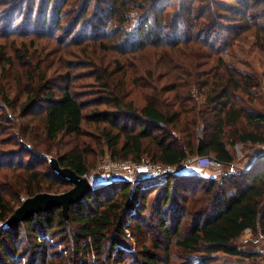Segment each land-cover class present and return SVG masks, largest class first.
Listing matches in <instances>:
<instances>
[{"label":"trees","instance_id":"trees-1","mask_svg":"<svg viewBox=\"0 0 264 264\" xmlns=\"http://www.w3.org/2000/svg\"><path fill=\"white\" fill-rule=\"evenodd\" d=\"M67 4L75 12L70 22ZM133 8L138 12L131 25ZM0 13L5 37L45 38L61 47L93 43L115 54L112 68L95 67V100L106 107L94 106L90 114L70 89L71 65L56 84L38 68L29 71L19 105L1 87L0 132L30 116L43 135L37 141L30 122L25 138L14 136L17 148L0 150L2 222L21 196L72 187L53 171L51 157L83 176L94 164L89 154L96 146L100 155L107 150L115 159L176 166L193 156L228 165L234 159L228 145L264 143V112L246 104L257 86L254 76L222 59L233 41L249 35L256 62L264 59V0H0ZM149 48L166 65L158 74L162 84L152 69L139 68L137 56ZM29 53L24 48L16 57ZM2 57L0 51V63L11 65L10 55ZM128 84L140 92V105L129 98ZM193 86L204 94L201 106L192 100ZM198 119L204 123L199 137ZM86 121L93 122L95 146L79 142ZM64 137L75 143L50 157L49 143ZM112 185L117 187L106 191ZM148 225L163 244L142 238ZM247 229L264 235V154L218 178L183 171L134 182L98 181L69 205L67 216L53 206L0 226V264H209L219 251L259 261V251L239 244Z\"/></svg>","mask_w":264,"mask_h":264},{"label":"rangeland","instance_id":"rangeland-1","mask_svg":"<svg viewBox=\"0 0 264 264\" xmlns=\"http://www.w3.org/2000/svg\"><path fill=\"white\" fill-rule=\"evenodd\" d=\"M71 6V4H67L64 6V10H67L68 12L66 13L70 16L68 22H70L72 20L71 18L75 15V12L72 11V9H68ZM172 10L174 9L172 8L171 11ZM137 12V8H133L130 11V17L132 18L131 25L135 23ZM89 15L90 12L87 13V17ZM251 38L252 37L249 35L244 40L233 41V44L230 48L222 51V59L224 62L232 65L241 73L243 72L254 76L253 78L257 86L250 96V100L247 98L249 101H247L246 104L254 110L264 112V59L262 61H258L260 64L256 62L257 57L255 56H257L258 54V50H254L253 46L248 44L247 39ZM24 48L29 50V57H16L18 51H22ZM96 48L97 46L93 43L85 44L82 46L67 43L65 46L61 47V44L59 42L45 38H35L34 41H30V38H8L0 34V51L3 54L2 58H5L8 55L12 57L11 65H5L4 62L0 63V90L2 87L4 89V93L8 95L16 105H19L24 101L26 97V93L24 92L23 88L25 82H27L26 75L29 71L35 74L38 68L44 72V76L49 80V82H52V84H56L62 82L64 77L63 73L66 70H69L67 69V67L71 65L72 68L69 71L73 74V78L71 81L70 89L72 90V92H74L79 101L85 103L84 112L86 114H90L91 110H93V108H95L96 106H99V108H105L106 104L100 103L99 100H95L97 96H100L97 90L98 86L94 83L95 74L97 72L95 67L101 66L108 69L112 68L114 65L115 54L112 52H103ZM181 52L183 54H188L190 52V49L181 48ZM85 53H87L88 55ZM60 55H63L62 60H60L59 58ZM139 55V57L137 56V59H140L138 60L139 68H141L145 73L147 69H152L153 75L156 77V80H160L158 75L159 72H162L166 69V65L163 64V58L159 57L154 52V50H151V48L139 53ZM254 62H256L255 66L258 68L257 71L253 68L252 64ZM74 63H76V65H74ZM31 81L38 82V80L34 78ZM159 82L160 84H162L163 82H165V78L161 79ZM130 88H132V85L128 84V90H131L129 98L132 99L136 105H140L143 102V98L140 92L135 88ZM191 95L193 102L197 106H201L204 103V94L198 89V87H192ZM166 96H168V93L165 95V97ZM91 103H94V105H91ZM15 114H17L16 111ZM30 122H32V125L34 124V126L31 128L33 132L32 136L37 141H42L43 135L41 126L36 120L33 121L30 116H26L24 118L15 119V121L11 123L12 125L14 124L13 128H8L5 131L0 132V150L8 151L17 148L18 144L13 142L12 140L14 139V136H17L18 134L24 137V135L26 134L25 126H27V124H30ZM92 123L93 122L87 123V121L84 123L85 135L83 134L79 138L80 143L84 141L91 146H95V132H93L94 130L92 125H89ZM197 123L196 136L199 137L202 135L204 123L199 119ZM74 143L75 139L73 137H64L57 143H49L48 147L49 149H51L49 151V156L51 157L57 153L62 152L68 147L72 146ZM227 147L230 148L231 152L233 153L234 159L232 162L233 164H235V171L243 168L244 166H247L252 161L253 156L259 155L260 151L264 150V146H262L261 144L250 143H238L232 145L231 147H229L228 145ZM37 149L38 148H36L35 150ZM98 150H100L98 146L91 149L89 159L92 160L94 164L89 169V172L86 175H83L87 178L91 185L98 181L104 182L101 179L103 178L102 176H105V172L118 169V167L120 166L119 163H122L121 161L128 163L131 162L130 160L125 161L121 159H115L107 150H105L104 153L100 155V153L97 152ZM147 160L150 159L146 158L145 161ZM182 168L183 169L178 168L174 172H183L184 170L186 171L185 167ZM225 169L229 171V166L227 165L226 167L218 169L216 172V177L218 178L222 174L224 175L226 173L224 172ZM195 170L196 168H193L189 171H194L199 174L205 175V173L208 174L206 170L215 169L201 168L198 171ZM7 172L9 174V178H5L4 180L9 181L11 180V172ZM116 187V185L108 186L106 187V191H111ZM20 198L21 201L26 199V197L23 196H21ZM152 224L155 223L152 222ZM151 226L152 225L145 226V228H147L149 231H144L142 238L146 241H153L154 243L158 242L159 244H163L164 241L160 242L157 239V236L151 233ZM147 234L150 236H148ZM257 238L258 232L254 233L252 231H246L240 236L239 244L242 248H249L258 251V249L261 248V244L264 245V240L256 242L255 240ZM133 240L134 239H131L132 242ZM177 254H179V252H177ZM215 256V259L210 261L209 264H264V259L262 257H260L259 261H255L249 258L241 259L238 256L229 255L221 251L215 253Z\"/></svg>","mask_w":264,"mask_h":264},{"label":"water","instance_id":"water-1","mask_svg":"<svg viewBox=\"0 0 264 264\" xmlns=\"http://www.w3.org/2000/svg\"><path fill=\"white\" fill-rule=\"evenodd\" d=\"M50 164L53 171L72 183V187L62 193L41 192L27 197L15 208L11 215L4 222V227H10L31 216L39 210H46L53 206H61L64 216H67L69 205L89 192L93 184L85 176L76 174L67 167H61L57 159L51 157Z\"/></svg>","mask_w":264,"mask_h":264},{"label":"built area","instance_id":"built-area-1","mask_svg":"<svg viewBox=\"0 0 264 264\" xmlns=\"http://www.w3.org/2000/svg\"><path fill=\"white\" fill-rule=\"evenodd\" d=\"M264 146V143L261 144ZM264 148V147H263ZM264 154V150L260 151L259 155ZM253 156L252 161H254L257 156ZM146 159H142L140 162H124L119 163L120 166L116 170H109L105 172V176H102L101 179L104 182L109 181H136L138 179H143L147 177H159L163 176L169 172H174L178 168L183 169L182 167L186 168V171H189L193 168L201 169V168H211V169H221L222 167H226L227 165L223 164L222 162L208 156H193L183 163L176 166H170V165H163L160 163H155L150 160L145 161ZM201 166V167H200ZM229 171L233 172L235 171V164L230 163L228 164ZM200 167V168H197ZM185 171V170H184ZM227 170L225 169L224 172ZM4 222L0 221V226H2ZM251 231L249 229L245 230ZM258 232V238L255 240L256 242H259L260 240H264V235L261 233L260 230ZM246 241V240H245ZM248 241V240H247ZM264 243V242H263ZM260 254L262 255V258L264 259V245L261 244V248L258 249Z\"/></svg>","mask_w":264,"mask_h":264},{"label":"crops","instance_id":"crops-1","mask_svg":"<svg viewBox=\"0 0 264 264\" xmlns=\"http://www.w3.org/2000/svg\"><path fill=\"white\" fill-rule=\"evenodd\" d=\"M199 169H196L195 171H198ZM207 171V173L208 174H206L205 172V175H207V176H216L217 174H216V172H217V170H206Z\"/></svg>","mask_w":264,"mask_h":264}]
</instances>
